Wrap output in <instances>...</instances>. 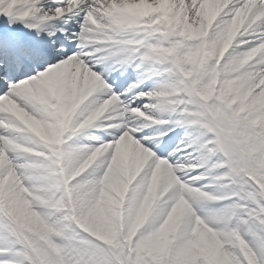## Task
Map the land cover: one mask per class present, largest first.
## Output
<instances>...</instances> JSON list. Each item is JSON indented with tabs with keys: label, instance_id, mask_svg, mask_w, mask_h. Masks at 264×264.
I'll return each mask as SVG.
<instances>
[{
	"label": "snow or ice",
	"instance_id": "obj_1",
	"mask_svg": "<svg viewBox=\"0 0 264 264\" xmlns=\"http://www.w3.org/2000/svg\"><path fill=\"white\" fill-rule=\"evenodd\" d=\"M0 264H264V0H0Z\"/></svg>",
	"mask_w": 264,
	"mask_h": 264
}]
</instances>
